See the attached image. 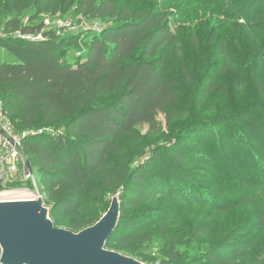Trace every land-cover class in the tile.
Instances as JSON below:
<instances>
[{
  "label": "trees",
  "instance_id": "obj_1",
  "mask_svg": "<svg viewBox=\"0 0 264 264\" xmlns=\"http://www.w3.org/2000/svg\"><path fill=\"white\" fill-rule=\"evenodd\" d=\"M70 2L6 0L15 15L0 24L6 34L0 39V97L17 129L27 133L24 153L34 178L44 186L40 196L54 225L63 228L74 217L68 226L72 232L94 226L98 214L88 210L92 200L120 193L119 226L106 248L114 246L147 263L138 249L151 240L148 227L123 234L120 230L126 220L135 214L168 221L197 214L200 218L210 208L206 191L194 181L200 175L189 169L185 153L174 151L177 143L167 148L168 155L156 151L142 164H132L122 143L124 139L140 141L143 137L137 128L142 126L160 135V116L165 115L169 126L179 113L175 108L179 85L167 76L176 32L162 12L167 3L157 2L145 13L142 4L132 11L126 4L119 7L117 0H76L75 14L84 20H114L101 33L88 34L81 49L78 35L60 37L57 30L46 29L44 21H38L39 15H57ZM244 5L238 0L235 7L242 10ZM30 7L37 13L23 24L16 14ZM247 22L251 23L250 17ZM39 34L40 40L35 38ZM68 48L76 49L73 57L65 55ZM30 184L32 179L23 187ZM148 204L172 207L142 211ZM260 221L264 229V211ZM238 234L212 246L204 253L207 257H196L194 252L185 259L180 258L179 239L173 237L168 239L167 259L160 264H235L256 244ZM263 262L264 246L252 264Z\"/></svg>",
  "mask_w": 264,
  "mask_h": 264
},
{
  "label": "rangeland",
  "instance_id": "obj_2",
  "mask_svg": "<svg viewBox=\"0 0 264 264\" xmlns=\"http://www.w3.org/2000/svg\"><path fill=\"white\" fill-rule=\"evenodd\" d=\"M75 1L71 0L57 15H39L38 21L50 20L48 29L61 31L60 37L78 35L83 49L88 34L114 20L82 21L83 16L75 14ZM236 1L117 0L119 7L126 4L132 11L142 4L145 13L157 2L163 6L167 3L162 12L176 32L167 76L180 89L175 107L179 113L173 122L167 126L165 115H161L160 135L150 134L148 126L138 127L143 138L138 142L124 139L126 153L132 164H142L156 151L168 155L167 148L179 143L174 151L185 153L189 169L200 175L194 181L203 186L210 207L197 211L202 212L200 218L197 214L168 221L135 214L126 220L120 230L123 234L148 227L151 240L138 249L147 259L144 264L166 260L168 239L173 237L179 239L181 259L194 252L196 257H207L204 253L212 246L246 229L249 231L243 236L238 234V238L255 241V249L243 253L235 264H252L264 246V229L259 226L264 211V0H242V10L235 7ZM36 13V8L30 7L16 16L28 24L29 16ZM14 15L6 7V0H0V24ZM75 50L68 48L65 55L73 57ZM24 183H1L0 202L37 200L44 186L36 178L27 187ZM116 197L120 200V193H105L92 200L88 210L98 214L95 221L107 213ZM170 207L148 204L142 211H167ZM73 221L75 218L70 217L61 228L68 230ZM106 249L125 255L114 246Z\"/></svg>",
  "mask_w": 264,
  "mask_h": 264
},
{
  "label": "water",
  "instance_id": "obj_3",
  "mask_svg": "<svg viewBox=\"0 0 264 264\" xmlns=\"http://www.w3.org/2000/svg\"><path fill=\"white\" fill-rule=\"evenodd\" d=\"M27 167L33 175L30 160ZM120 217L116 197L99 222L75 233L54 225L41 197L0 202V264H144L106 249Z\"/></svg>",
  "mask_w": 264,
  "mask_h": 264
},
{
  "label": "built area",
  "instance_id": "obj_4",
  "mask_svg": "<svg viewBox=\"0 0 264 264\" xmlns=\"http://www.w3.org/2000/svg\"><path fill=\"white\" fill-rule=\"evenodd\" d=\"M81 20L85 21L83 18ZM49 24L50 20L45 21L46 29H48ZM94 30L96 33H101L102 28L97 27ZM60 32L58 31V34ZM18 34L20 35V32ZM5 36L4 30L0 28V39ZM35 38L42 39V34ZM26 135V132L17 131L13 121L4 110L3 101L0 97V184L11 181L27 182L34 179V176L28 172V158L23 149Z\"/></svg>",
  "mask_w": 264,
  "mask_h": 264
}]
</instances>
